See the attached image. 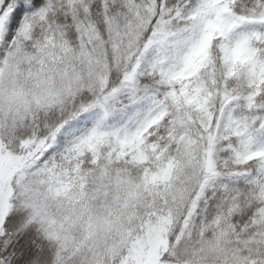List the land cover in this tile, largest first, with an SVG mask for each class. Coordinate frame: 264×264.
<instances>
[{"label": "snow or ice", "instance_id": "snow-or-ice-1", "mask_svg": "<svg viewBox=\"0 0 264 264\" xmlns=\"http://www.w3.org/2000/svg\"><path fill=\"white\" fill-rule=\"evenodd\" d=\"M0 264H264V0H0Z\"/></svg>", "mask_w": 264, "mask_h": 264}]
</instances>
